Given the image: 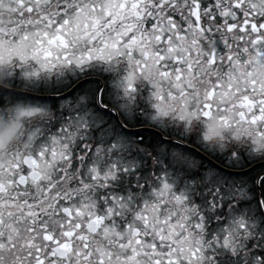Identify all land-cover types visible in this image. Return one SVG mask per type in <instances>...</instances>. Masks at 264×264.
<instances>
[{
	"label": "snow or ice",
	"instance_id": "6c2138e0",
	"mask_svg": "<svg viewBox=\"0 0 264 264\" xmlns=\"http://www.w3.org/2000/svg\"><path fill=\"white\" fill-rule=\"evenodd\" d=\"M0 264H264V0H0Z\"/></svg>",
	"mask_w": 264,
	"mask_h": 264
}]
</instances>
